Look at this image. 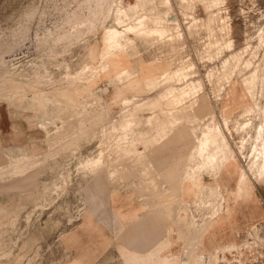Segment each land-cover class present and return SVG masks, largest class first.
Returning a JSON list of instances; mask_svg holds the SVG:
<instances>
[{"label":"rangeland","instance_id":"rangeland-1","mask_svg":"<svg viewBox=\"0 0 264 264\" xmlns=\"http://www.w3.org/2000/svg\"><path fill=\"white\" fill-rule=\"evenodd\" d=\"M105 1L111 6V0ZM121 1L125 5L132 0ZM182 1L170 0L168 7L158 10L169 8L185 34L190 18L201 23L206 13L198 1L192 10L182 9ZM219 9L231 48L210 59L205 45L213 36L198 28L196 34L186 37L181 54L194 66L191 79L200 84L194 96H204L212 110V114H206L195 109L184 112L182 105L155 111L134 109L163 90L159 83L148 90L142 82L138 88L115 97L113 75L98 71L88 81L90 74L81 70L85 65L99 66V56L91 58L90 50L95 48L99 54L103 28L113 25L112 14L106 19L99 14L104 12L99 0H0V264H188L194 254L201 256L199 264H264V181L254 184L250 198H237L231 192L235 176L228 178L222 171L217 178L218 192L228 199L232 214L230 220L212 223L200 241L195 232L209 221L217 201L194 208L198 188L179 191L172 181L176 177L180 180L178 167L190 145L189 134L198 135L204 124L212 122L223 128L231 150L238 153L241 137L252 133L250 128L260 119L262 122V113L253 107L255 102L264 108V41L259 40L264 34V0H223ZM215 37H219L217 31ZM231 54L237 55V67L228 83L219 87L220 83L215 84L218 70ZM181 56L169 42L138 38L124 54L132 76L150 67L176 69ZM254 71L250 98L244 96L242 81ZM12 83L27 88L13 94L7 89ZM170 84L181 87L176 81ZM232 89L237 97L228 98ZM63 91L70 94L66 96ZM40 92L50 100L39 106L32 97ZM122 99H128V103ZM130 119L136 124L130 134L141 135L137 137V149L148 155L152 166L148 169L143 159L122 152L112 155L116 163L109 170L92 172L84 168L81 163L109 145L120 134L119 127ZM245 123L251 125L250 130L241 129ZM72 125L86 129L79 137L72 134ZM112 127L117 129L112 132L113 138L102 140L101 133ZM151 138L164 140L155 144L148 141ZM23 156L27 162L13 169V161ZM240 164L245 165L243 159ZM146 172L153 174L147 177ZM136 178L142 183L138 184ZM151 178L157 179L158 186L153 194L147 190L154 181ZM203 179L214 187L212 179L206 175ZM145 181L150 184L145 186ZM168 195L173 199L166 201L170 203L166 212L165 207L158 206ZM185 214L193 216L194 228L187 225L188 220L176 219ZM229 244L233 247L210 262L218 248Z\"/></svg>","mask_w":264,"mask_h":264},{"label":"bare ground","instance_id":"bare-ground-1","mask_svg":"<svg viewBox=\"0 0 264 264\" xmlns=\"http://www.w3.org/2000/svg\"><path fill=\"white\" fill-rule=\"evenodd\" d=\"M111 1H112V4L110 6V4H108L105 0H99V7L102 6V4L104 5V12L99 13V14L103 15V19L108 18L109 15L112 14L113 15V25L106 27V28H103V31L101 34V39H100V48L101 49H100L99 54L96 53L95 48L90 50L89 56L91 58H95V56H97V57L99 56V66L93 67V66L85 65L81 70L82 73L87 72L90 74L88 81L90 79L94 78V77H92V75L96 74L98 71H99V73L100 72L103 73L105 76L113 75L114 78L116 79V82H115L116 86H118L119 84H123V86L121 88L115 86V89H116L115 97H116V95L123 94L126 90L138 88L142 84V82L146 85V88L148 90L152 89L153 87H155L159 83L160 85L164 86L163 90L160 91L156 96H153L151 99H148L147 101L145 100V102L136 104L137 106L134 107V109L146 107L150 111H155V110L160 109V108L169 109L172 107L182 105L184 108L182 111H184V112H186V111L192 112V110L195 109V111L198 110L199 113L205 112L206 114H212V110L208 107V104L206 103L204 96H200V97H198L199 95L197 97L194 96L196 91H198L200 84H199V82L191 79L195 73L193 71L194 66L192 63L188 62V60L186 59L188 57H186L184 60L183 59L184 57H182L181 54L185 48L186 37L196 34L198 31V28H204L207 31L209 37L213 36V40H209L205 45L207 52H210V54H209L210 59L212 57H217L219 54L222 53L223 50H229L231 48V42L226 41V35H227L226 29L227 28L224 25H222L224 20L220 16L219 6L223 3V0H183L180 3V5L182 6V9L192 10L196 6L195 2L198 1L202 7V10L206 13V18L204 21L202 20L201 23L198 19H197L198 20L197 21L193 17L190 18L191 21H190L189 25L185 28V30H186L185 34L181 32V30H180L181 24L178 21L176 15L173 14L169 8L165 11H159L158 10V8L161 6H167L168 7L170 5V0H132L131 2H127L125 5L122 4L121 0H111ZM99 10H101V9H99ZM215 24H217L216 27L214 26ZM215 31H217L219 34V37H217V38L215 37ZM260 32H261V30H260ZM128 35H132V36L130 37ZM137 38L140 40H143V41L149 40L152 43L160 42L163 44L164 42L165 43L169 42V45L171 46L172 50L175 53L180 54V56H181L180 60L182 59V61H180V63H181L180 66H178L176 69H173V70L167 69L164 67L163 68L162 67H158V68L150 67V69H146V72H141V74H137L136 76H132V74H131L132 68L126 67L127 62L125 61L124 54L126 53V49L128 47L132 46L134 39H137ZM203 38H202V40H203ZM259 40L264 41V34H261V36H259ZM247 45H249V43ZM157 51H159V50H157ZM236 59H237V55L231 54L226 59L222 60L221 68H220V70H218L219 71L218 73L216 72L217 76H216L215 84L220 83L219 87L224 86L225 83H228L229 79L231 78V73L233 72V69H235L237 67V63H236L237 60ZM232 60L235 61L233 64L230 63V61H232ZM244 63H245V61H244ZM245 64H247V63H245ZM255 73H256V71H254L252 74H250L249 76L244 78L242 81L243 84L245 85L246 95H244V96L248 95L250 98H253V88L255 86V81H254ZM174 81H176L177 83H181V87L177 88V87H174L172 84H170ZM221 82H223V83L221 84ZM0 88H2L1 85H0ZM26 88H27L26 86L25 87L24 86L19 87V86H17V84L12 83L10 88H7V89L11 90L13 92V94H14V92H19V94H21L20 92L21 91L24 92L26 90ZM62 90H64V89H62ZM63 92H65V91H63ZM63 92H61V95L66 93V96H68L70 94L69 91H68L69 94H67V92H65V93H63ZM34 94H36V93H34ZM15 95H16V93H15ZM258 96L261 97V93ZM227 97L228 98L237 97L235 89L230 90V92L227 94ZM239 97L241 98V95ZM19 98L20 97H18V99ZM59 98H60V96H59ZM71 98H72V96H71ZM32 99H33V101L39 103L38 104L39 106L44 105L46 102H48L50 100V99L45 97L44 92H40L37 95H33ZM69 99H70V96H69ZM242 99H243V97H242ZM20 100H21V98H20ZM67 100H68V97H67ZM127 100L128 99H122V102L128 103ZM30 101H31V99H30ZM60 101H62V99ZM71 101L74 102V99H72ZM14 102H15V100H14ZM14 102H12V104ZM238 102H240V101H238ZM15 104H16V102H15ZM65 104H68L67 101ZM73 104L74 103H72V105ZM28 105H30V104H28ZM32 107H33V105H32ZM25 108H26V106H25ZM41 108L39 111H41ZM207 109H209V110H207ZM253 109L255 111H258L260 114L262 113V122L260 119V122L256 126L251 127V125L249 123H245L241 126L242 130H246L249 126V128L251 127L250 129L253 131H252V133L247 132L246 137H243V138L241 137V139L239 141V145L237 146V152L238 153H235L231 150L229 140L226 137L223 128L219 127L216 124H213L212 122L204 124L203 128L200 129L198 135L195 134V132H194V134H189L190 145L187 146L188 148L186 150V153L184 154L185 158L183 159V161L180 162V164L178 163L179 167L177 165L179 171L182 172L181 177H180V180H182V182L177 177L172 178V181L174 179V182H173L174 186L179 191L182 189L183 192H189L191 190V187H194V188L197 187L198 188L199 198H198V200L194 201V206H195L194 208L200 207L201 205H207L210 203L215 204V202L217 201V204L214 205V207L212 209L209 221H207V223H205L204 225H200L199 232H195L198 234L199 241H200L202 234L207 229L210 228L212 223L216 224L218 221H222V220L224 221L227 219L230 220V217L232 214V209L230 208L228 201H227L228 199L225 198V196H222L218 192L219 186L217 183V181H218L217 178L222 171L225 173V175L228 178L235 176L234 187H233V190L231 192H233L237 198L242 197L241 195H244V196H247L250 198L252 196V190L254 189V184L261 182V181H264V108H261L257 103L254 102ZM29 110H31V109H29ZM33 111H34V108H33ZM88 111H89V109H88ZM37 113H38V111H37ZM129 113H131V112H129ZM70 115H72V114H70ZM83 116H85V115H83ZM191 116L195 117L193 115V113L191 114ZM85 119H86V117H85ZM72 120L74 122V119H72ZM91 122H92V120H91ZM91 122H89V123H91ZM150 122L151 121L148 120V125L151 126ZM66 124H68V123H66ZM71 124H73V123H71ZM226 124H228V123H226V121H224V124H223L224 127H226ZM135 125L136 124H135L134 120H131V119L127 120L123 125H121L119 127L120 134H118L114 138L112 137V132L115 131L116 128L112 127L110 130L102 132L101 133V139L102 140H110L111 138H113L111 140L112 142H110V144L107 145L106 147L99 149L95 157L86 158L84 160V162L81 163V165L84 168L91 170L92 172H95V171L97 172V171L103 170L104 168L106 170H109V167L111 165H113L114 163H116V159H112V155L123 152V153H125L126 156L134 155V156H136V158L138 157L139 160L143 159L145 161L144 162L145 166H147V168L149 169V166H152V163L148 159V155L147 154L145 155L144 151L137 149V146H138L137 144H139L137 141V137H140L141 135L130 134V132L133 133L132 129L134 128ZM234 125H236V124H234ZM65 126L68 127V125H65ZM74 126L75 125H72V134H77L78 136L79 135L81 136L86 129L84 126L76 129V127H74ZM65 133H67V131ZM68 134L69 133H67V135ZM178 134H181V132ZM73 138H71L70 140H72ZM163 140H164V138H161V139L151 138L148 141H153V142H155V144H157ZM247 145H248L247 152H245ZM60 148H62V147L60 146ZM130 158H132V157H130ZM26 159H27V157L23 156V157H19L16 160H14L12 163L13 169L19 168L20 166H22L24 164V162L26 161ZM241 159L244 160L245 165L240 164ZM132 161H134V160H132ZM123 163H124V160H123ZM118 164H120V163H118ZM129 165H131V164H129ZM155 165H158V164H155ZM155 165H153L154 168H155ZM135 167H134V169H135ZM137 167H138V165H137ZM163 167L166 168V166H163ZM138 168L140 169V167H138ZM147 168H145L146 171H147ZM136 170L137 169H135V172H136ZM160 170H161V168H160ZM150 172L149 173L146 172L148 174L147 177H149L153 174L152 173L150 175ZM153 172H155V171L153 170ZM164 172H166V171H164ZM169 172H171V170ZM174 172H176V170ZM125 173H124V175L126 176ZM122 174H123V172H122ZM142 174H143V172H142ZM130 175H131L130 177H132V174H130ZM204 175H206V177L212 179V181L214 182V187H211L207 183L204 182V179H203ZM174 176H175V174H174ZM136 177H138V176H136ZM139 177H141V174ZM126 178L129 179L128 177H126ZM142 178H144V177H142ZM136 179H139V181H140V182L138 181L139 182L138 184L142 183L140 178H136ZM123 180H124V178H123ZM152 180H154L153 183H151V184L149 183L150 186L147 187L148 188L147 190H149V192H151L150 194H153L152 192H154V191L158 192L157 191L158 186L155 183V181H157V179H152ZM184 181H187L188 184L185 185ZM158 182H160V181H158ZM132 183H134V182H132ZM132 183H131V185H132ZM145 183H146V181H145ZM162 183H163V181H162ZM121 184H122V182H121ZM143 185H144V183H143ZM146 185H147V183L145 184V186ZM140 187H142V186H140ZM137 188H139V187H137ZM158 190H161V189H158ZM167 190H168V188H167ZM146 192L147 191H145V193ZM166 194H168V193H166ZM173 194L171 192L172 196H173ZM154 195H151V196L154 197ZM158 195H156L155 197H157ZM161 195H163V193ZM161 195H159L158 200H160ZM164 196H166V195L164 194ZM147 198H148V195L146 196V199ZM171 199H173V197H169V195L167 197H164V201H162V204L159 203L158 207L159 208L169 207L168 205H170V203H168L166 201H169V200L171 201ZM213 199H215V200H213ZM162 200H163V198H162ZM149 201H150V199H149ZM151 201L153 202L155 200L153 199ZM173 203H175V202H173ZM173 203L171 202V204H173ZM152 207H153V205L151 206V208ZM158 207L156 206V208H158ZM170 208L172 209V207H170ZM185 210L190 212L189 208L188 209L185 208ZM166 212H168L167 208H166ZM176 219L180 220V221L188 220L187 225H189V227L194 225V219H193L192 215L189 216V215L185 214L184 217H176ZM190 234H192V233H190ZM232 247H233V244L232 245L229 244V245H225L221 248H218L216 250L215 254H213L210 262H214L218 258V255L220 253H222L226 250H229ZM200 257L201 256L199 254L198 255L194 254V256H191L188 258V264H199L200 260H201ZM172 264H178V262L174 261Z\"/></svg>","mask_w":264,"mask_h":264},{"label":"crops","instance_id":"crops-1","mask_svg":"<svg viewBox=\"0 0 264 264\" xmlns=\"http://www.w3.org/2000/svg\"><path fill=\"white\" fill-rule=\"evenodd\" d=\"M18 145L21 146V145H23V144L21 143V145H20V144H18ZM18 145H17V146H18Z\"/></svg>","mask_w":264,"mask_h":264}]
</instances>
